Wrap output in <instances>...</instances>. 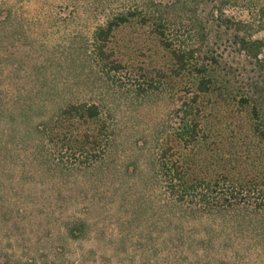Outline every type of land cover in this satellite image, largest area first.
<instances>
[{
  "label": "rangeland",
  "instance_id": "obj_1",
  "mask_svg": "<svg viewBox=\"0 0 264 264\" xmlns=\"http://www.w3.org/2000/svg\"><path fill=\"white\" fill-rule=\"evenodd\" d=\"M150 1L167 0H0V264H217L213 250L196 242L194 226L186 237L175 229L164 234L160 194L137 193L158 163L163 127L175 121L161 78L174 68L168 53L150 27L134 21L115 33L109 48L126 70L109 74L96 59V29ZM253 74L249 67L244 78L230 79L242 89ZM188 79L170 82L177 96ZM208 100L211 141L188 153L186 163L202 156L210 167L214 141L236 154L235 167L250 164L248 116L214 96ZM70 101L101 103L103 120L113 127L115 145L100 168L72 167L61 149L67 122L53 138L37 131L54 116L51 104ZM137 162L141 174L126 172ZM77 222L86 232L74 240L68 227ZM235 235L222 243L236 256L231 264H264V241L250 232Z\"/></svg>",
  "mask_w": 264,
  "mask_h": 264
},
{
  "label": "trees",
  "instance_id": "obj_2",
  "mask_svg": "<svg viewBox=\"0 0 264 264\" xmlns=\"http://www.w3.org/2000/svg\"><path fill=\"white\" fill-rule=\"evenodd\" d=\"M263 16L264 0L150 1L141 8L119 11L94 33L96 59L109 74L126 70L109 48L115 33L134 21L150 27L168 53L174 68L161 78L163 95L173 102L167 108L174 111L171 117L175 121L163 127L158 163L153 164L151 176L143 177L144 185L137 193L146 199H153L156 192L160 194L164 234L175 229L186 237L187 229L194 226L198 230L196 242L201 248L213 250L217 264L236 260L235 254L229 255L222 244L235 234L250 232L264 241ZM187 28L189 37L184 35ZM249 67H254V74L242 82V89L235 88L230 78H244ZM186 78L189 85H184L179 97L170 82ZM146 82L154 88L152 81ZM211 96L249 118L244 142L252 147L253 160L241 169L235 167L240 163L236 154L218 150L214 141L209 148L213 158L210 167L204 168L202 156L193 164L194 159L186 163L188 153L211 141L203 110L204 100L210 101ZM51 105L56 110L54 116L50 123L41 122L37 131L53 138L59 126L67 122L69 132L63 135L65 145L61 149L72 167L80 166L86 171L102 167L116 140L112 125L103 120L102 104L70 101ZM140 165L131 163L126 172L141 174L144 169ZM68 230L74 240H79L86 232V224L72 223ZM261 249L264 252V247Z\"/></svg>",
  "mask_w": 264,
  "mask_h": 264
}]
</instances>
